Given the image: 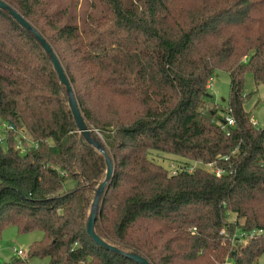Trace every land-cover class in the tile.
Here are the masks:
<instances>
[{"label":"trees","instance_id":"obj_1","mask_svg":"<svg viewBox=\"0 0 264 264\" xmlns=\"http://www.w3.org/2000/svg\"><path fill=\"white\" fill-rule=\"evenodd\" d=\"M3 1L52 46L114 163L97 235L151 264H257L264 236L231 240L264 231V129L244 92L247 73L264 86V0ZM218 70L231 78L229 133L203 106ZM68 99L49 54L0 8V117L11 127L0 145V237L9 226L43 233L10 264H137L87 233L108 167ZM154 151L185 166L171 173Z\"/></svg>","mask_w":264,"mask_h":264},{"label":"rangeland","instance_id":"obj_2","mask_svg":"<svg viewBox=\"0 0 264 264\" xmlns=\"http://www.w3.org/2000/svg\"><path fill=\"white\" fill-rule=\"evenodd\" d=\"M79 1L80 4H83L85 0ZM210 83L209 94L212 98L205 100L203 106L206 109L218 110L219 116L227 117L228 100L231 92V78L227 72L218 70L213 75ZM244 92L246 95H249L247 103L245 104V110L251 115L252 120L257 122L259 127L264 129V86L255 83L252 73H247L245 76ZM7 129H9V126L0 117V145L4 151L8 149ZM93 131L104 141L98 131L94 129ZM151 159L168 171H173L171 173H174L177 168L185 166L183 162L184 159L162 152H152ZM192 166L195 168L201 165L194 163ZM205 168L210 169L211 167L205 166ZM64 187L66 190L74 189L76 187V182L74 180H68ZM42 238L43 233L39 231L20 234L15 226L7 227L0 237V264H10L15 259H25L28 255L30 246L40 241ZM15 249L16 251L22 250L23 255L19 256L17 252H15ZM24 264H49V259L35 257ZM257 264H264V256L258 259Z\"/></svg>","mask_w":264,"mask_h":264},{"label":"water","instance_id":"obj_3","mask_svg":"<svg viewBox=\"0 0 264 264\" xmlns=\"http://www.w3.org/2000/svg\"><path fill=\"white\" fill-rule=\"evenodd\" d=\"M0 8L3 10L8 11L12 17H14L26 30H28L29 32L33 33L36 40L41 44V46L43 47V49L46 51V53L49 54L52 63L55 66V69L58 73L59 79L62 83V85L65 86L67 94H68V102L70 105V108L72 110V113L75 117V120L77 122V126L79 131L83 134V136L85 137V139L87 140V142L92 145L94 148H96L98 151H100L107 162V175L105 180L100 184L95 198H94V202L92 205V209H91V215L87 224V233L89 235V237L99 246L101 247H105L113 252H117L120 254H124L126 257L130 258L131 260H133L134 262H136L137 264H151L150 261L148 259H146L145 257L138 255V254H126L123 253L120 249L113 247L109 244H107L103 239H101L96 231H95V225H96V221L98 216L100 215V210H101V206L103 204L105 195L107 193V190L110 186V183L114 177V163L112 161V159L110 158V156L108 155V153L105 151L103 145L101 143H98L97 141H95L92 136H91V130L87 127L84 116L82 114V110L81 107L79 105V102L76 98V94L74 92V89L72 87V84L66 74V71L64 70V67L59 59V57L57 56V54L55 53L54 49L52 48V46L48 43V41L42 36V34L33 26L29 23V21L22 16L16 9H14L11 5H9L8 3L4 2L3 0H0Z\"/></svg>","mask_w":264,"mask_h":264},{"label":"built area","instance_id":"obj_4","mask_svg":"<svg viewBox=\"0 0 264 264\" xmlns=\"http://www.w3.org/2000/svg\"><path fill=\"white\" fill-rule=\"evenodd\" d=\"M210 84H209V87H210ZM253 124L255 126H259L257 122L253 121ZM234 125H235L234 119L231 116H227L225 125L222 126V128H223L224 131L229 133V128L233 127ZM10 128L11 127L9 126V129ZM216 172H217V175L221 174V171H216ZM260 236H264V231L263 230H255V231H253L251 233H236L233 236L231 242H232V244H236L237 246H242V245H246L250 240L258 238ZM15 252H17V254L19 256L23 255V252L21 250H18V251H15ZM222 264H235V263L233 261H231L229 257H227L226 260Z\"/></svg>","mask_w":264,"mask_h":264},{"label":"crops","instance_id":"obj_5","mask_svg":"<svg viewBox=\"0 0 264 264\" xmlns=\"http://www.w3.org/2000/svg\"><path fill=\"white\" fill-rule=\"evenodd\" d=\"M15 251H16V249H15ZM22 251V250H21Z\"/></svg>","mask_w":264,"mask_h":264}]
</instances>
